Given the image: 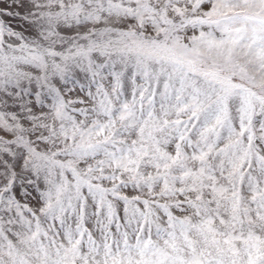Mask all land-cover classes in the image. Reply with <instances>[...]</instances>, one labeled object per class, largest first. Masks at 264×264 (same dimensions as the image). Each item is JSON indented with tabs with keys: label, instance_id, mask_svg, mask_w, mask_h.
<instances>
[{
	"label": "snow or ice",
	"instance_id": "snow-or-ice-1",
	"mask_svg": "<svg viewBox=\"0 0 264 264\" xmlns=\"http://www.w3.org/2000/svg\"><path fill=\"white\" fill-rule=\"evenodd\" d=\"M0 264H264V0H0Z\"/></svg>",
	"mask_w": 264,
	"mask_h": 264
}]
</instances>
